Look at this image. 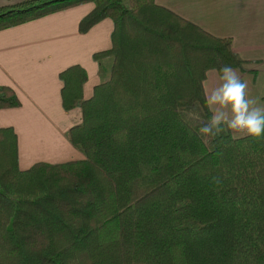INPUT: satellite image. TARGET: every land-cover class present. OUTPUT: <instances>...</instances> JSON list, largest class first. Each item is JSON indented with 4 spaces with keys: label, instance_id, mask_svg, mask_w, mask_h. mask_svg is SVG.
Instances as JSON below:
<instances>
[{
    "label": "trees",
    "instance_id": "trees-1",
    "mask_svg": "<svg viewBox=\"0 0 264 264\" xmlns=\"http://www.w3.org/2000/svg\"><path fill=\"white\" fill-rule=\"evenodd\" d=\"M84 3L80 33L113 22L111 47L93 54L111 58L108 77L90 98L83 67L59 72L84 158L22 170L14 129L0 127V264H264V139L206 145L185 119L194 106L210 115L208 70L241 67L231 38L155 0H21L0 7V30ZM19 105L0 85V109Z\"/></svg>",
    "mask_w": 264,
    "mask_h": 264
},
{
    "label": "crops",
    "instance_id": "crops-1",
    "mask_svg": "<svg viewBox=\"0 0 264 264\" xmlns=\"http://www.w3.org/2000/svg\"><path fill=\"white\" fill-rule=\"evenodd\" d=\"M17 1L0 0V7ZM155 1L215 36L231 38L242 62L234 69L249 97L264 106V0ZM92 9L93 3H84L0 30V85L12 88L20 101L18 107L0 109V127L10 126L17 135L19 166L37 159L62 163L84 158L68 139L70 128L81 123V109H63L59 72L74 64L84 68V99L107 79L111 58L96 61L93 54L111 47L113 22L105 18L85 33L78 30ZM218 75L208 70L203 86Z\"/></svg>",
    "mask_w": 264,
    "mask_h": 264
},
{
    "label": "clouds",
    "instance_id": "clouds-1",
    "mask_svg": "<svg viewBox=\"0 0 264 264\" xmlns=\"http://www.w3.org/2000/svg\"><path fill=\"white\" fill-rule=\"evenodd\" d=\"M203 96L210 115L201 119L194 106L185 119L196 123L197 134L206 145L221 134H230L234 140L246 136L264 139V106L249 97L247 84L232 66L220 68L215 81L203 86Z\"/></svg>",
    "mask_w": 264,
    "mask_h": 264
},
{
    "label": "rangeland",
    "instance_id": "rangeland-1",
    "mask_svg": "<svg viewBox=\"0 0 264 264\" xmlns=\"http://www.w3.org/2000/svg\"><path fill=\"white\" fill-rule=\"evenodd\" d=\"M125 3H127V0H123ZM193 110V108H189V109H186V111H185V113L187 114L189 111H192ZM30 160V159H29ZM35 161H38V162H41V160H35ZM53 161V160H52ZM43 162H49V161H43ZM56 162H61V161H53V162H49V163H56ZM36 163V162H35ZM34 163H32V164H26L25 166L23 165V162H22V164H21V166H19L20 167V169H22V170H24V169H27V168H29L31 165H33Z\"/></svg>",
    "mask_w": 264,
    "mask_h": 264
}]
</instances>
